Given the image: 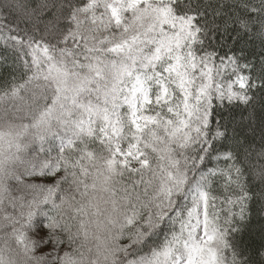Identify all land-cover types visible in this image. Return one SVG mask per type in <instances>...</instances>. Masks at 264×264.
Here are the masks:
<instances>
[{
	"label": "snow or ice",
	"instance_id": "1",
	"mask_svg": "<svg viewBox=\"0 0 264 264\" xmlns=\"http://www.w3.org/2000/svg\"><path fill=\"white\" fill-rule=\"evenodd\" d=\"M257 38L264 0H0V264H264Z\"/></svg>",
	"mask_w": 264,
	"mask_h": 264
},
{
	"label": "trees",
	"instance_id": "2",
	"mask_svg": "<svg viewBox=\"0 0 264 264\" xmlns=\"http://www.w3.org/2000/svg\"><path fill=\"white\" fill-rule=\"evenodd\" d=\"M262 47L260 40L253 39L248 43L247 46V55L249 57L259 56L264 54L261 52ZM8 55L5 52L3 47H0V56ZM12 75H20V70L16 68L12 63V58L9 57L7 62H0V85L7 79H10ZM264 96V94H260ZM254 107L256 111L257 123L255 125V133L248 137L249 143L255 145L256 150L258 151L261 147L260 140V119L264 117V98H259ZM247 109L243 106H237L232 110V114L237 118L243 113L247 115ZM259 165H264V159H259L256 156V152H253L251 157L247 161V166L245 167V177L244 181L247 187V190L253 194V199L249 204L248 211L251 213L249 223L245 227V230L237 237L238 240L242 241L249 250L259 249L261 245V235L259 227L261 224H264V181L255 176V173L259 171ZM212 166V165H209ZM218 189L219 186L214 185ZM254 259L259 262L260 257L256 256L253 251Z\"/></svg>",
	"mask_w": 264,
	"mask_h": 264
}]
</instances>
